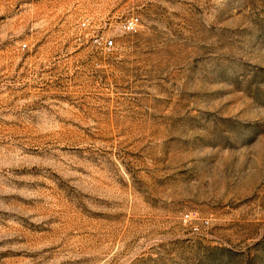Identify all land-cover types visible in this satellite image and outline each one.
Instances as JSON below:
<instances>
[{
	"label": "rangeland",
	"instance_id": "obj_1",
	"mask_svg": "<svg viewBox=\"0 0 264 264\" xmlns=\"http://www.w3.org/2000/svg\"><path fill=\"white\" fill-rule=\"evenodd\" d=\"M0 264H264V0H0Z\"/></svg>",
	"mask_w": 264,
	"mask_h": 264
},
{
	"label": "built area",
	"instance_id": "obj_2",
	"mask_svg": "<svg viewBox=\"0 0 264 264\" xmlns=\"http://www.w3.org/2000/svg\"><path fill=\"white\" fill-rule=\"evenodd\" d=\"M124 29L127 32H136L138 29V18L132 17L123 24ZM108 45L112 44V40L107 41Z\"/></svg>",
	"mask_w": 264,
	"mask_h": 264
}]
</instances>
